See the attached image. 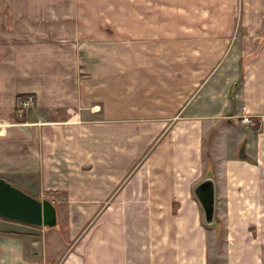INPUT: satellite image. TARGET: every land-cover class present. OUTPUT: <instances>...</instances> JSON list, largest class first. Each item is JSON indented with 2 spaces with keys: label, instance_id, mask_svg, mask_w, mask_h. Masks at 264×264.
Segmentation results:
<instances>
[{
  "label": "crops",
  "instance_id": "crops-1",
  "mask_svg": "<svg viewBox=\"0 0 264 264\" xmlns=\"http://www.w3.org/2000/svg\"><path fill=\"white\" fill-rule=\"evenodd\" d=\"M0 177L58 216L0 264H264V0H0Z\"/></svg>",
  "mask_w": 264,
  "mask_h": 264
},
{
  "label": "water",
  "instance_id": "water-1",
  "mask_svg": "<svg viewBox=\"0 0 264 264\" xmlns=\"http://www.w3.org/2000/svg\"><path fill=\"white\" fill-rule=\"evenodd\" d=\"M239 157L244 160L250 157L244 143ZM194 193L203 206L204 220L214 224L216 201L213 178L203 179L195 186ZM0 216L34 226L54 227L58 223L57 209L52 200L32 196L3 177H0Z\"/></svg>",
  "mask_w": 264,
  "mask_h": 264
},
{
  "label": "rangeland",
  "instance_id": "rangeland-1",
  "mask_svg": "<svg viewBox=\"0 0 264 264\" xmlns=\"http://www.w3.org/2000/svg\"><path fill=\"white\" fill-rule=\"evenodd\" d=\"M226 13L229 14V8L227 10H225V14ZM206 14H207L206 16H209L210 11L207 10V13ZM225 14L223 13V16ZM48 199H50V198H48ZM204 222H205V224L207 226H211L205 220H204ZM13 226H14V228H22V229L23 228H26L25 226H23L21 224H18V225L14 224ZM26 226H29V225H26ZM26 229L28 231L35 232L34 234H36L37 236L36 237H33V239H35L36 242L40 241V243L38 244V246H43V243H45V239L47 238V234H48L47 231H45V230L44 231L43 230H39V229H37V227L35 228V226L27 227ZM217 236H218V239L220 237H222V239L221 240H218L215 243L214 246L211 245V247H210V259H209L208 264H229V259H228L229 257L227 255V248L225 247V244H224V241L225 240L223 239V237H224V231L218 232L217 233ZM60 240H61V238L59 237L58 238V241L60 242ZM52 243H53V241H52ZM211 243H213V240L211 241ZM46 254L47 255H50V254L55 255L54 253H50V250L49 251H46ZM48 258H47L48 259V262H50L51 259H50V257H48Z\"/></svg>",
  "mask_w": 264,
  "mask_h": 264
},
{
  "label": "built area",
  "instance_id": "built-area-1",
  "mask_svg": "<svg viewBox=\"0 0 264 264\" xmlns=\"http://www.w3.org/2000/svg\"><path fill=\"white\" fill-rule=\"evenodd\" d=\"M36 102L35 96L32 94L23 96L18 101L17 114L19 117H22L24 110L33 108ZM243 121L248 124H255L254 119L251 116H245Z\"/></svg>",
  "mask_w": 264,
  "mask_h": 264
},
{
  "label": "trees",
  "instance_id": "trees-1",
  "mask_svg": "<svg viewBox=\"0 0 264 264\" xmlns=\"http://www.w3.org/2000/svg\"><path fill=\"white\" fill-rule=\"evenodd\" d=\"M246 160L255 163V160L251 156L249 158H247ZM2 232H6V233H10V234H21L20 232L13 231V230H2Z\"/></svg>",
  "mask_w": 264,
  "mask_h": 264
}]
</instances>
